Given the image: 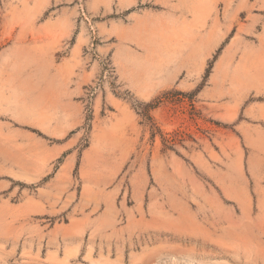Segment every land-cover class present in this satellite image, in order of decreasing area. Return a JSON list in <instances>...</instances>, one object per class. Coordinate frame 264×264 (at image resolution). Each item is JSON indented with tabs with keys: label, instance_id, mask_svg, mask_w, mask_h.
Instances as JSON below:
<instances>
[{
	"label": "rangeland",
	"instance_id": "obj_1",
	"mask_svg": "<svg viewBox=\"0 0 264 264\" xmlns=\"http://www.w3.org/2000/svg\"><path fill=\"white\" fill-rule=\"evenodd\" d=\"M263 203L264 0H0V264H264Z\"/></svg>",
	"mask_w": 264,
	"mask_h": 264
},
{
	"label": "bare ground",
	"instance_id": "obj_2",
	"mask_svg": "<svg viewBox=\"0 0 264 264\" xmlns=\"http://www.w3.org/2000/svg\"><path fill=\"white\" fill-rule=\"evenodd\" d=\"M263 204H264V203H263ZM245 249H246V248H245ZM248 249H249V248H248ZM249 250H250V249H249ZM182 260H183V259H182ZM194 260H196V258H194L193 261H194ZM197 260H198V259H197ZM198 261H199V260H198ZM200 263H201V262H200ZM184 264H185V263H184ZM186 264H193V263H186ZM203 264H209V262L207 263V262L204 261Z\"/></svg>",
	"mask_w": 264,
	"mask_h": 264
}]
</instances>
